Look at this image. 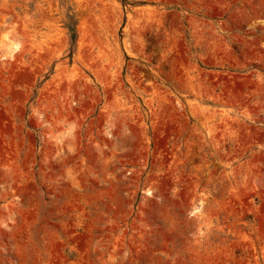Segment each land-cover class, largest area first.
Segmentation results:
<instances>
[{"label": "rangeland", "instance_id": "rangeland-1", "mask_svg": "<svg viewBox=\"0 0 264 264\" xmlns=\"http://www.w3.org/2000/svg\"><path fill=\"white\" fill-rule=\"evenodd\" d=\"M0 264H264V0H0Z\"/></svg>", "mask_w": 264, "mask_h": 264}]
</instances>
